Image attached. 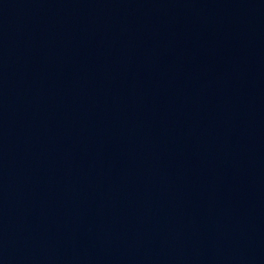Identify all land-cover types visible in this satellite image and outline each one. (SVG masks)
Returning a JSON list of instances; mask_svg holds the SVG:
<instances>
[{
	"label": "water",
	"instance_id": "water-1",
	"mask_svg": "<svg viewBox=\"0 0 264 264\" xmlns=\"http://www.w3.org/2000/svg\"><path fill=\"white\" fill-rule=\"evenodd\" d=\"M0 264H81L52 208L1 127Z\"/></svg>",
	"mask_w": 264,
	"mask_h": 264
}]
</instances>
